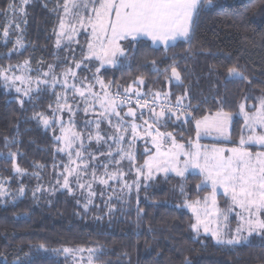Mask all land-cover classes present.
I'll list each match as a JSON object with an SVG mask.
<instances>
[{
    "label": "trees",
    "instance_id": "obj_1",
    "mask_svg": "<svg viewBox=\"0 0 264 264\" xmlns=\"http://www.w3.org/2000/svg\"><path fill=\"white\" fill-rule=\"evenodd\" d=\"M63 2L28 0L22 16L12 18L19 25L16 34L10 25L9 4L17 7V1L0 0V68L25 61L33 70L52 64L57 72L66 67L70 50L64 54L58 49L55 37ZM17 41L22 46L18 52ZM172 66L181 73L175 84L170 80ZM232 66L248 79L226 81ZM99 76L113 94L122 96L129 87L148 94L170 93L169 101L175 104L177 97L187 93L183 103L199 105L197 116L221 107L238 113L241 103L251 107L264 95V0H213L212 7L201 14L191 43L179 41L166 49L147 41ZM140 78L143 85L138 84ZM23 101L21 106L16 95L4 89L0 76V264H17V258L35 252L41 243L49 249H101L97 264H185V258L192 264H264V240L258 236L247 245L223 248L192 230L193 216L183 206L210 191L197 189L202 180L198 175L159 176L112 213L101 202L97 203L101 208L85 211L76 197L52 190L63 158L54 135L36 117L48 116L54 98L42 90ZM242 126L236 116L230 126L231 142L204 143L231 147L238 142ZM161 130L172 132L181 142L195 138L194 124L175 119ZM137 153V163L142 164L145 156L141 150ZM14 165L22 171L16 172ZM217 200L225 211L228 201L221 195ZM33 258L38 264H48L49 259L70 264L51 252Z\"/></svg>",
    "mask_w": 264,
    "mask_h": 264
},
{
    "label": "snow or ice",
    "instance_id": "obj_2",
    "mask_svg": "<svg viewBox=\"0 0 264 264\" xmlns=\"http://www.w3.org/2000/svg\"><path fill=\"white\" fill-rule=\"evenodd\" d=\"M27 3L28 0H21V5ZM212 5L213 0H64L59 34L66 36L69 41L81 32L86 34L88 38L84 60L99 61L100 67L96 69L99 73L105 65L116 67L118 57L127 59L129 50L144 46L149 40L153 45L163 44L166 49L181 40L191 43L201 14L210 9ZM9 8L15 10L16 5L9 4ZM19 11L23 13L24 8L21 6ZM4 36H8L7 28L4 29ZM17 43L20 42L17 41ZM59 45L60 39H57V46ZM24 63L27 65L29 62ZM152 63L155 65V61ZM75 66L79 68L81 64L76 63ZM10 68H0V76L3 77L6 86H14L15 81L25 83L23 76L6 75ZM171 73L176 81L181 80V73L176 66H172ZM45 75L49 74L45 73ZM63 75V86L66 90L78 94L85 104H88L89 97H91L90 106L84 108L86 115L89 108L96 113V106H99L97 119L85 121L84 126L89 128L92 123H95L97 143L107 144L109 140L112 141V144L108 145L109 151L106 154L112 158L110 163L120 165L124 159H127L130 165H136L135 154L130 150L126 151L122 145L128 143L130 149L137 139L145 141L146 159L135 167L137 179L133 181V184L137 190L140 188L141 179L152 181L160 173L165 176L175 173L181 178H186V173L198 174L202 180L196 185L197 189L204 191L210 188V191L202 199L193 202L186 201L184 205L192 211L195 217V223L191 225V228L197 236L203 228L204 233H210L217 245L233 248L238 245H247L250 243L249 238L254 234L264 240V95L260 96L258 102L252 104L251 107L241 103L238 113L235 114L221 107L215 112L202 113L197 116L194 113L200 111L199 105L183 103L187 93L177 97L174 105L167 102L171 94L165 93L164 100L157 111L156 101L161 99L159 92L153 94L151 102L145 98L148 93L133 91L131 87L124 90L123 96L120 93L112 95L107 91L108 85L97 76V83L103 90L101 94L94 92L92 85L85 86L83 81L80 87H77L76 83L69 86V76L76 77V73L71 68ZM233 79L247 80L248 78L238 67L232 66L227 69L225 80ZM9 81L12 83L9 84ZM58 82L57 77L53 75L51 86L55 88ZM40 83L48 85L49 81H38L37 91L40 90ZM138 84H144L143 78L138 80ZM30 91V87L16 88L17 93L23 92L25 96L29 95ZM133 95L135 96V107L132 106ZM19 102L23 106L24 101L21 99ZM72 103H76L75 98ZM124 106H127V112L122 114ZM137 108L141 109L139 116ZM143 109L148 110V119H144ZM65 110L71 114L68 125L65 126L61 117L59 121L61 135L56 136L55 139L62 141L64 145L58 151L67 152L69 158V164L64 168L67 175L63 178L62 187L71 192L69 177L75 175L76 182L83 189L85 184L79 183V173L83 171L87 174L89 164L83 161L84 135L75 130V121L71 118L74 115L73 108L68 102L67 95L61 97L57 94V107L53 115L63 113ZM236 116L243 118V126L239 140L232 142L233 146L220 147L216 143L211 145L200 143L202 138L211 137L213 133L216 134L217 139L222 137L231 142L230 125ZM173 117L182 124H194L195 138L181 142L172 132L162 131L161 128L166 127ZM36 118L41 119L46 128L57 122L55 119L49 121L48 118L39 117V115ZM113 118L116 120L115 124H113ZM138 119L142 123H136ZM105 120L109 127L114 129L111 135L100 132L101 123ZM127 137L130 139H126ZM88 139H92L90 131ZM149 143L150 148L147 146ZM113 145L117 147L115 153L112 151ZM73 153L76 159H73ZM101 154L104 155V153ZM115 156H119L120 159H115ZM92 158L95 159L94 156ZM104 167L107 178L101 179L100 182L105 185L109 180L122 179L125 175L119 168L109 173L108 165ZM14 168L18 173L22 171L16 165ZM96 178V173L93 171L92 179ZM124 186L130 189L133 185L125 181ZM87 187L91 189V184ZM220 190L230 202L227 212L220 208L217 200ZM23 192L24 189L21 188L20 193L23 194ZM2 194L0 192V195ZM90 194L94 195V193ZM181 194L184 195L183 187H181ZM229 214H234L238 218L237 227L234 230H228V232H234L231 235H227L219 227L220 218L227 221ZM213 223L217 224L216 228L210 227ZM85 251L88 253L86 264H97L98 254H102L101 249H72L69 247L49 249L43 243L36 246L35 252L25 253L23 259L17 258V264H38L33 257L49 252L56 256L63 255L65 261L71 259L72 264H84V257L82 255L77 257ZM48 264H59V262L49 259ZM185 264H192V262L185 258Z\"/></svg>",
    "mask_w": 264,
    "mask_h": 264
},
{
    "label": "rangeland",
    "instance_id": "obj_3",
    "mask_svg": "<svg viewBox=\"0 0 264 264\" xmlns=\"http://www.w3.org/2000/svg\"><path fill=\"white\" fill-rule=\"evenodd\" d=\"M16 1H17L18 6L16 7L15 10L10 11V15H11L10 25L13 28V32H15L17 34V25L18 24H17V22H13L12 18L14 16V21H16L18 19V17L22 16V13L19 11V8L21 6L24 8L25 5H21V0H16ZM62 16H63V9H62L60 19ZM59 23H60V20H59ZM9 30L10 29L8 27V33H9ZM59 32H60V30H59V24H58L57 29L55 31L56 47L58 49L62 50L64 54H67L70 50V54L68 55V58H70V60H68V62L65 64V66H66L65 68L63 67L60 71L57 72L55 70L53 64H52V65H48L45 67H39L38 69L33 70L28 66V64L25 65V63H23L19 66H12L11 68L8 67L7 69L10 68V70L6 73V75H8V76H14V75L23 76L25 78V83H21L20 81H15L14 86H6L5 81H4L2 76H1V83L4 87V89L7 92H11V93L15 94L19 101L21 99L27 100V99H29V97H31L32 95H34L38 92H41L42 90L48 91L53 96V98H54L53 105L49 109L48 116H46L45 118H48L49 121H52L53 119H55L57 122L55 124H53L51 127L46 128L43 125L42 121L41 120L40 121H41L43 128L46 130H49L51 132V134L54 135V137L61 135L60 130H59V127H60L59 121H60L61 117L63 119V123L65 124V126H67L68 122H69V118H70L71 114L68 113L67 110H65L63 113H55V116L53 115V113L55 112L56 107H57V94L60 95L61 97L67 95L68 102H69V104H71L73 111H74V115H72L71 118L75 121V125H76L75 130L83 133V135H84V139H83L84 149H82L83 161L87 162L89 164V168H88L87 174H85L83 171H81L79 173V183L85 184V187L83 189L80 188L78 183L76 182V176L75 175L72 177H69L70 187L72 189V191L69 192L67 189H64L62 187L63 178L65 175H67V173L64 172V168L66 165L69 164V158H68L67 152H60L57 150L58 153L60 154V156L63 158V161H60L57 164V167L55 170V181L52 183L51 189L52 190L58 189L60 191H65L68 194L76 197L79 200L80 204H82V208L85 211H88L91 208H101V205L97 204L98 202H101L102 208H105L106 212L112 213L113 211L117 210L118 207L126 206V204H128V202L130 201V197L132 195L137 194V192L141 188H145L148 185V183L150 182V181H143L141 179L139 190H137V188L133 184V181H135L137 179L135 167H136V165H139L137 163V156H138L137 152L139 150H141L142 154L145 156L144 159H146V155L144 154L145 141L137 139L131 145L130 149H129L128 143H124L122 145V147L126 151L130 150L135 154L136 165H130V163L127 159H124L120 165H116L115 163H110L112 158L108 157L106 154L109 151L108 145H111L112 141L109 140L107 144H105L103 142L97 143V141L95 139V133L97 131L95 128V123H92L89 126V128H85V126H84L85 121H95L97 119V113H99V111H100L99 106L98 105L96 106V113H93L91 108H89V112L86 115L84 112V108L90 106L91 97H89L88 104H85L84 100L81 99L78 94H74L72 91L66 90L63 86V81H64V75L63 74L68 69L71 68L72 71H74L76 73V77L72 78L71 76H69V78H68V85L69 86L72 85L73 83H76L77 87H80L81 82L83 81V84L85 86L89 85V84L92 85L94 92L103 94V90L100 88V85L97 83L96 77L98 76L100 78L99 73L103 69L114 68V67L111 65H105L103 68L100 69V72L97 73L96 69L98 67H100L99 61L84 60V56L86 55V40L88 38L87 35L83 34V32H81L78 35H74L72 40L69 41L66 38V36H61L59 34ZM81 35H82V37L85 36V38L81 39L80 38ZM5 39H6V37H5ZM57 39H60V45L59 46H57ZM77 41H79V43H77ZM181 41H183V40H181ZM148 42L153 47L165 48L163 44L153 45L150 40ZM177 42H179V41H177ZM78 48L81 50V52L77 51ZM21 49H22V46L20 44H16L17 52L20 51ZM63 58H65V57H63ZM119 58H121V57L117 58V66H118V59ZM63 61H64V59L58 58V62H63ZM76 63H80L81 66L79 68H76V66H75ZM49 66H51V68ZM85 72L87 74H85ZM45 73H48L49 75L46 76ZM53 75H55L59 81L55 85V88H53L51 86ZM44 80H48L49 84L45 85L43 83H40L39 84L40 90L37 91V82L38 81H44ZM11 83L12 82L9 81V84H11ZM17 87L22 88V89H26V88L30 87L31 91L29 92V95L25 96L23 94V92H20V93L16 92ZM107 91H109L110 94L115 95V94L110 92L109 88H107ZM133 91H136V90H133ZM140 92L143 93L142 91H140ZM146 97H148L151 101L153 100V94L152 93L148 94ZM74 98L76 100L75 104L72 103ZM134 100H135V96L133 95V101ZM163 100H164V95H161V99L157 100L156 104H158V106H159L161 104V102H163ZM167 102L170 103L169 100ZM170 104H172V103H170ZM132 106H134V105H132ZM123 108H127V106H124ZM156 110L159 111V107H157ZM140 111H141V109L137 108V115H138V112H140ZM143 111L145 113L144 119H148L149 118L148 110L143 109ZM238 118L242 119V121H243L242 117H238ZM172 119H175V118L173 117ZM115 123H116V120H115V118H113V124H115ZM136 123H142V121L138 119L136 121ZM89 131L92 133V139L91 140L88 139ZM100 132L102 134L107 133L108 135H111L114 132V129L109 127L107 121L105 120L101 123ZM126 139H130V137H127ZM222 139H224V138L221 137V138L217 139L216 134L213 133V135L211 137L202 138L200 143L201 144H207L204 142H209V141H214V140H222ZM56 142L58 145V149L64 147L62 141L56 140ZM147 146L150 148L151 144L149 143ZM116 150H117V147L115 145H113L112 151L115 153ZM101 153H104V155H102ZM93 156L95 157V159L92 158ZM73 159H76L74 153H73ZM115 159L118 160V159H120V157L115 156ZM106 164L108 165L107 171L109 173L116 171L117 168H119L121 171H123L125 174L123 176V178L118 179V180H109L107 185L101 183L100 182L101 179L107 178L105 175L106 170L104 167V165H106ZM72 167H75V165H72ZM93 171H95L96 177H97L95 180L92 179V172ZM188 174H193V173H186L185 176H187ZM194 175H198V174H194ZM159 176H163V177H170L171 176V177L183 179L181 177L176 176L175 173H169L167 176H165V174H163V173H160L159 175H157L155 177V179ZM58 180H59V183H57ZM125 181L127 182V184L133 185V186L130 189L125 187L124 186ZM88 184H91V189H89L87 187ZM209 190H210V188H209ZM90 193H94V195H91ZM219 195L223 196L222 190H220V193H218L217 197ZM223 197L228 201V199L225 196H223ZM89 200H91V203H89ZM229 203L230 202L228 201V206H229ZM85 205H87V207H85ZM228 206H227V208H228ZM227 208H225L226 210L224 212H227ZM183 209L193 216L194 223H195V217H194L192 211L185 206H183ZM237 224H238V218L234 214H229V219L227 221H224L222 217L220 218V221H219V227L222 230H224L227 235L234 234V232H228V230L229 229L234 230L237 227ZM210 227L216 228L217 224L213 223L210 225ZM200 234L210 237L214 241V243L216 244V242L212 238L211 234L210 233L205 234L203 231V228H201ZM253 236H256V235L254 234ZM252 237H250L249 240H251ZM216 246L223 247V248L224 247L225 248H231V246H222V245H217V244H216ZM81 255L84 257V264H86L87 256H88L87 251L78 254L77 258H79V256H81ZM61 256L64 258L63 255H61ZM68 261L70 264H72L71 259H69Z\"/></svg>",
    "mask_w": 264,
    "mask_h": 264
},
{
    "label": "water",
    "instance_id": "obj_4",
    "mask_svg": "<svg viewBox=\"0 0 264 264\" xmlns=\"http://www.w3.org/2000/svg\"><path fill=\"white\" fill-rule=\"evenodd\" d=\"M170 80L173 81V84L178 83V81H176L175 78L172 77V74L170 76ZM125 112H127V110ZM128 119L131 120V118H128Z\"/></svg>",
    "mask_w": 264,
    "mask_h": 264
},
{
    "label": "built area",
    "instance_id": "obj_5",
    "mask_svg": "<svg viewBox=\"0 0 264 264\" xmlns=\"http://www.w3.org/2000/svg\"><path fill=\"white\" fill-rule=\"evenodd\" d=\"M123 96V95H122ZM146 98V97H145ZM147 99V98H146ZM147 100H149L150 102H151V100L150 99H147ZM132 105H134L135 106V100L133 101V103H132ZM157 105V107H159L158 106V104H156Z\"/></svg>",
    "mask_w": 264,
    "mask_h": 264
},
{
    "label": "crops",
    "instance_id": "obj_6",
    "mask_svg": "<svg viewBox=\"0 0 264 264\" xmlns=\"http://www.w3.org/2000/svg\"><path fill=\"white\" fill-rule=\"evenodd\" d=\"M231 126V125H230ZM231 129V128H230Z\"/></svg>",
    "mask_w": 264,
    "mask_h": 264
}]
</instances>
